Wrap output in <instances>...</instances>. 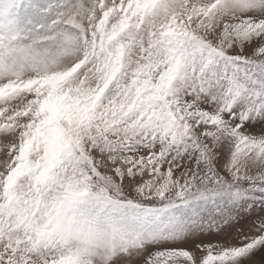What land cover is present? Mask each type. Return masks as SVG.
Here are the masks:
<instances>
[{
    "label": "snow or ice",
    "instance_id": "6c2138e0",
    "mask_svg": "<svg viewBox=\"0 0 264 264\" xmlns=\"http://www.w3.org/2000/svg\"><path fill=\"white\" fill-rule=\"evenodd\" d=\"M0 264H264V0H0Z\"/></svg>",
    "mask_w": 264,
    "mask_h": 264
},
{
    "label": "rangeland",
    "instance_id": "374dc122",
    "mask_svg": "<svg viewBox=\"0 0 264 264\" xmlns=\"http://www.w3.org/2000/svg\"><path fill=\"white\" fill-rule=\"evenodd\" d=\"M185 247H188L187 245H185Z\"/></svg>",
    "mask_w": 264,
    "mask_h": 264
}]
</instances>
